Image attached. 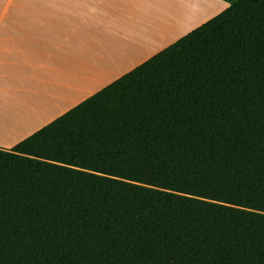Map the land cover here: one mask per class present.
I'll list each match as a JSON object with an SVG mask.
<instances>
[{
    "label": "trees",
    "instance_id": "obj_1",
    "mask_svg": "<svg viewBox=\"0 0 264 264\" xmlns=\"http://www.w3.org/2000/svg\"><path fill=\"white\" fill-rule=\"evenodd\" d=\"M221 1L0 149V264H264V0Z\"/></svg>",
    "mask_w": 264,
    "mask_h": 264
},
{
    "label": "crops",
    "instance_id": "obj_2",
    "mask_svg": "<svg viewBox=\"0 0 264 264\" xmlns=\"http://www.w3.org/2000/svg\"><path fill=\"white\" fill-rule=\"evenodd\" d=\"M228 6L0 0V149L10 150Z\"/></svg>",
    "mask_w": 264,
    "mask_h": 264
}]
</instances>
